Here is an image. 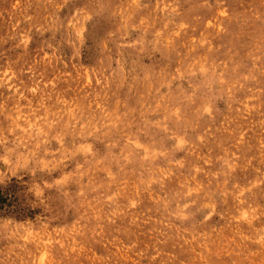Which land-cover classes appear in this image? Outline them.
I'll list each match as a JSON object with an SVG mask.
<instances>
[{"label":"rangeland","instance_id":"rangeland-1","mask_svg":"<svg viewBox=\"0 0 264 264\" xmlns=\"http://www.w3.org/2000/svg\"><path fill=\"white\" fill-rule=\"evenodd\" d=\"M0 264H264V0H0Z\"/></svg>","mask_w":264,"mask_h":264},{"label":"bare ground","instance_id":"bare-ground-1","mask_svg":"<svg viewBox=\"0 0 264 264\" xmlns=\"http://www.w3.org/2000/svg\"><path fill=\"white\" fill-rule=\"evenodd\" d=\"M188 47V46H187ZM189 71V70H188ZM243 106V105H242ZM215 129V128H214ZM250 160V159H249ZM259 168V167H258ZM248 174V173H247ZM255 186V185H254ZM247 188V187H246ZM237 189V188H236ZM247 190V189H246ZM187 191V190H186ZM244 191V190H243ZM241 193V192H240ZM243 193V192H242ZM193 204V203H192ZM239 213V212H238ZM241 213V212H240ZM245 213V212H244ZM261 214V213H260ZM203 217V216H202ZM257 217V216H256ZM186 218V217H185ZM184 218V219H185ZM243 218V217H242ZM246 219V218H245ZM244 220V219H243ZM242 221V220H241ZM250 222V221H249ZM161 224V223H160ZM246 224H248V223H246ZM162 226V225H161ZM229 229V228H228ZM188 233V232H187ZM206 236V235H205ZM242 236V235H241ZM153 238V237H152ZM260 238V237H259ZM180 239V238H179ZM225 240V239H224ZM177 242V241H176ZM206 243V242H205ZM214 243V242H213ZM182 244V243H181ZM185 245V244H184ZM187 248V247H186ZM185 248V249H186Z\"/></svg>","mask_w":264,"mask_h":264}]
</instances>
